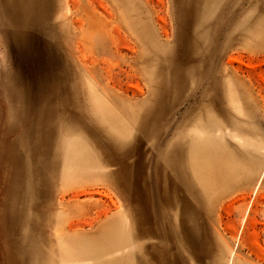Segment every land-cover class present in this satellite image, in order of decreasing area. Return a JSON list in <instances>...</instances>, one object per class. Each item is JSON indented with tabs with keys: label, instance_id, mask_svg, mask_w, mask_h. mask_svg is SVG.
Returning a JSON list of instances; mask_svg holds the SVG:
<instances>
[{
	"label": "rangeland",
	"instance_id": "1",
	"mask_svg": "<svg viewBox=\"0 0 264 264\" xmlns=\"http://www.w3.org/2000/svg\"><path fill=\"white\" fill-rule=\"evenodd\" d=\"M11 3L0 264H264V0L210 2L196 48L171 0H135L132 25L113 0H49L30 23ZM186 134L211 135L235 176L185 188Z\"/></svg>",
	"mask_w": 264,
	"mask_h": 264
},
{
	"label": "bare ground",
	"instance_id": "2",
	"mask_svg": "<svg viewBox=\"0 0 264 264\" xmlns=\"http://www.w3.org/2000/svg\"><path fill=\"white\" fill-rule=\"evenodd\" d=\"M17 1L18 0H11L12 3L10 6H12V8H15V9L17 7H20V9H21V20L23 23L25 21L27 23H30L32 20H37L36 17L39 16L38 14L41 11H44V8L48 5V2H49V0H27L26 4L25 3L20 4L21 2L19 3ZM113 1L116 3V8H117L116 19L118 20V22L119 21H122V22L127 21L130 25H132L133 21H134V15H135V13H134L135 0H113ZM197 15H198L199 19L203 18L202 11L199 7L194 8V11H190V15H189L190 17L189 18L194 19ZM106 31H109V30H106ZM210 137H211V135L210 136H204V134H199V136L192 138V140L190 138L186 139L184 141V143L182 144V146L180 147L181 150L179 151V156L181 157V160L183 163V167H182L183 169H182V172L180 174L182 175V177H184V180L186 181V187L185 188H188V181H190V180H193L195 182H197V180H199V179L204 180L206 177V174H209V172H207V171H209V168L213 169L216 181H218L217 183H219V181H221L222 177L226 181V177H230L231 175H232V177L235 176L236 170L234 168H236V167L231 166L228 163L226 157L224 159L223 156L221 157L219 155L220 150H216V149L210 147L211 146V138ZM187 145L192 146V149H193V151H191L189 153V158L187 156ZM257 160H256V162H257ZM230 173H231V175H229ZM262 173L263 172H261V174L258 178L257 184L261 181ZM244 179H245V176H244ZM169 202H170V199L166 195V204L169 205ZM182 202L187 205L188 197H183ZM162 203H163V201H162ZM162 203H160V204L158 203L159 205H157V206H161ZM162 206H163V204H162ZM161 207H159V210H158L159 214L156 215L154 218V221H156L157 223H160V221H161V223H163V221H162L163 219L167 220V221H169V219H170V218H168L167 214L163 211L164 208L160 210ZM157 209H158V207H157ZM168 211H170V210H168ZM170 228H172V227H170ZM161 229H162V227H161ZM184 230L188 233V235H195L193 228L185 227ZM190 242L192 245L194 244V246H196V248H198V244H197L196 240L192 239ZM117 249H120V248H117ZM190 251H192V250H190ZM201 254L202 253H200L199 256ZM126 259L128 260V257H126ZM123 260H124V258L122 259V261ZM231 261H232V257L229 258L230 264H231ZM120 262H121V259H113L112 261H102V264H118ZM138 263L144 264V263H142L141 259L138 260Z\"/></svg>",
	"mask_w": 264,
	"mask_h": 264
},
{
	"label": "crops",
	"instance_id": "3",
	"mask_svg": "<svg viewBox=\"0 0 264 264\" xmlns=\"http://www.w3.org/2000/svg\"><path fill=\"white\" fill-rule=\"evenodd\" d=\"M171 1L173 3V6L174 7H185V8L192 9V10H188L187 18L189 20H194L193 21L194 22V24H193L194 27L191 28L192 29V35H193L192 40H191V44H192L193 47L196 48V46H198V44H199L200 39L202 38L201 33H198V32H203V31L200 30V27L204 23L203 20L206 18V15L209 14V11H210V9L212 7V4L210 2L215 1V0H171ZM227 1H229L231 3H237V2H239L241 0H227ZM196 7H199L201 9L202 14H203V18L199 19L198 18V15L194 19L189 18L190 17L189 16L190 15V11H194V8H196ZM184 39L190 40L189 37L188 38L185 37ZM197 125L199 126L198 130L199 129H203V127H201V124L200 123H198ZM184 138H186V139H189L190 138L192 140V138H195V137L193 135L186 134V135H184V136H182L180 138V141H182ZM120 140H122V139H120ZM179 142H176V139H175L174 142L172 143V147L170 148V151L172 150V148H174L173 146H175ZM120 143H122V141H120ZM191 151H193L192 146L187 145V156H188V158H189V153ZM196 185L198 186V188L200 189L201 194H202L203 191H204L203 190L204 188L202 186V183H199V182L197 183L196 182ZM192 200L194 201V199H192ZM174 212L176 213L175 219L176 218L179 219V217H180V211L175 210ZM196 215L197 214L195 213V216ZM192 222L194 223L195 221H192ZM140 244H141V242H140Z\"/></svg>",
	"mask_w": 264,
	"mask_h": 264
}]
</instances>
